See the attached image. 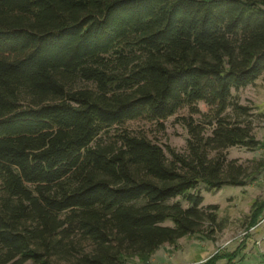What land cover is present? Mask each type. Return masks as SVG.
I'll return each instance as SVG.
<instances>
[{"label":"trees","instance_id":"16d2710c","mask_svg":"<svg viewBox=\"0 0 264 264\" xmlns=\"http://www.w3.org/2000/svg\"><path fill=\"white\" fill-rule=\"evenodd\" d=\"M263 72L264 0H0V264L147 261L213 225L198 186L245 182L225 150L261 141L225 111ZM184 106L183 151L122 127Z\"/></svg>","mask_w":264,"mask_h":264},{"label":"rangeland","instance_id":"374dc122","mask_svg":"<svg viewBox=\"0 0 264 264\" xmlns=\"http://www.w3.org/2000/svg\"><path fill=\"white\" fill-rule=\"evenodd\" d=\"M230 99L247 106V114L232 106L225 113L231 119L250 123L254 137L261 141L254 149L232 146L225 150L227 159H235L244 166L245 182L214 190H207L201 183L198 190L203 196L202 207L216 206L213 225L205 222L200 232L185 235L173 244L164 243L147 261L132 257L128 264H264V72L253 83L233 88ZM197 106L200 112L191 115L203 122L208 132L207 116L203 114L211 113L210 106L203 102ZM188 115L190 110L184 106L161 121L138 118L126 121L122 127L146 135L164 149L170 145L183 151L188 133L181 117ZM177 199L183 207L187 205L183 199Z\"/></svg>","mask_w":264,"mask_h":264}]
</instances>
